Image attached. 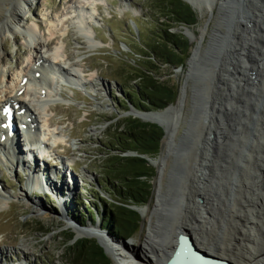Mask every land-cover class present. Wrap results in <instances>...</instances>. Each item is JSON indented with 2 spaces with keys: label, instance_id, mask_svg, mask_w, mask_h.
Wrapping results in <instances>:
<instances>
[{
  "label": "rangeland",
  "instance_id": "374dc122",
  "mask_svg": "<svg viewBox=\"0 0 264 264\" xmlns=\"http://www.w3.org/2000/svg\"><path fill=\"white\" fill-rule=\"evenodd\" d=\"M95 1L83 5L87 16L90 15L84 21L86 35L81 31V14L77 15L75 10L81 9V0H32L30 11L24 8L20 26L15 24L14 30L0 32L3 40L0 44L3 59L0 58V70L7 73L0 90L5 91L6 85L16 81L21 69L34 56L33 46L36 45L45 56L44 60L38 61H41L36 65L38 69H41V64L52 62L53 66L62 65L67 74L76 72L82 80L80 83L67 79L64 72L48 76L41 71L37 75L45 79V84L51 83L50 100L47 97L43 101L54 103L45 113L49 112L54 129L60 131L68 143L51 146L50 139L49 149H53L59 158L49 161L47 157L44 159L37 155L40 159L36 169L47 166L53 171L55 168L50 164L59 166L61 159L68 164L66 160L72 157L73 163L65 166L66 174L72 175L68 181L72 187L66 183L60 185L68 186L70 190L76 186L72 193L74 198L70 203L67 193H58L54 189L51 191L56 198L49 192L43 193V189L38 188L37 192L36 185L26 174L28 169L0 160V187L7 192L8 198L7 205L0 209V264H26V260L29 264H68L64 254L65 243L81 237L96 239L77 236V229L94 227L100 233L105 232V229L99 231L98 225L103 223L114 195L104 182V169L99 165L105 155L101 143L120 125L121 119L132 116L124 114L128 103L121 102L128 86L127 79L121 85L120 79L123 78L117 75L122 71L125 73L128 64L135 65L134 61L140 57L137 46H142L138 44V31L133 29V19L137 18L140 27L147 32L152 13L148 11L146 0ZM200 1V16L191 7L197 16L195 24L170 28L171 32L181 34L189 43L184 64H159L154 73L159 81L177 87V94L170 103L172 107L184 92L177 119L175 113L171 114V106L164 111L156 109L159 112L168 110L176 126L160 188L161 198L164 190L166 196L164 194L160 209L151 214L155 234L148 246L150 250L157 243L167 246L175 231L187 227L185 230L190 231L194 243L201 249L242 264H264V13H261L264 0H216L212 11L209 5L213 0ZM232 2L236 3L234 9ZM186 27L193 32L192 42L184 32ZM205 27L207 32L202 37L199 30ZM228 27L230 30L227 31ZM26 28H32L33 32L31 29L26 34ZM209 41L211 49L207 53L206 64L194 71L188 70V60L194 48L201 44L198 60ZM217 50L220 57H214L212 66V54ZM53 55H58V58L52 59ZM133 82L129 83L131 88L134 87ZM191 85L195 91L209 90L205 101L197 99L192 102ZM13 93L15 91L9 94ZM59 98L65 101L60 102ZM201 105L208 108L210 115L207 119L202 117ZM30 108L36 117L37 111L33 106ZM16 126L18 129L21 126L18 120ZM185 127L193 129L199 142H203L199 150H194L196 138L192 139L193 135L176 142ZM207 127L211 128L212 137L208 136L210 130ZM161 141L163 144L164 137ZM204 143L207 144L205 148ZM177 144L183 149L184 158H179ZM16 148L19 152V145ZM0 149L1 157L13 153L8 144ZM161 150L162 145L159 155L150 158L157 159ZM195 154L206 159L202 165L207 163V178H198L196 171L189 168L188 161ZM26 158L29 160L30 155H21L24 163L20 165L26 167ZM149 165L155 174L150 179L151 193L146 203H149L158 181L156 166ZM36 200L41 203L37 205ZM56 200L61 204L62 212ZM195 200L211 211L209 214L206 212L208 217L203 224L199 208L194 207L197 206ZM245 215H248L246 219ZM139 216V228L130 238L109 236L132 243L126 251L121 250L122 264L139 263L140 248L148 228V221L140 213ZM193 218L198 220L195 226V221L190 222ZM67 235L73 237L70 242H66Z\"/></svg>",
  "mask_w": 264,
  "mask_h": 264
},
{
  "label": "trees",
  "instance_id": "16d2710c",
  "mask_svg": "<svg viewBox=\"0 0 264 264\" xmlns=\"http://www.w3.org/2000/svg\"><path fill=\"white\" fill-rule=\"evenodd\" d=\"M146 2L148 11L152 13L147 32L140 27L137 18L133 19L138 31L137 41L142 46H137L140 57L134 61L135 65L128 64L125 73L122 71L117 75L123 78L120 79L121 85L126 79L128 84L121 102L143 111L163 109L174 100L177 87L159 81L154 73L159 64H184L189 43L181 34L171 32L170 28L180 24L190 26L197 21L195 11L182 0ZM132 81L135 82L131 88L129 83ZM118 124L101 143L105 155L99 165L104 169V182L114 196L100 226L117 238L128 239L138 230L140 223L139 213L130 206L145 204L151 193L150 179L155 170L146 157L153 158L158 154L163 129L156 123L132 116L124 117ZM128 151H134L136 155H126ZM91 214L93 216L94 213ZM72 238V235H67L66 242ZM64 245L68 264H113L96 239L81 237Z\"/></svg>",
  "mask_w": 264,
  "mask_h": 264
},
{
  "label": "bare ground",
  "instance_id": "6f19581e",
  "mask_svg": "<svg viewBox=\"0 0 264 264\" xmlns=\"http://www.w3.org/2000/svg\"><path fill=\"white\" fill-rule=\"evenodd\" d=\"M184 1L187 2L188 4H190V6L194 10H196L198 12V15L200 16V14H201L200 13V10H201V1L200 0H184ZM256 1L257 0H255V2ZM95 2H96L95 0H81V9L80 8L75 9L77 12V15L81 14V31H82V33H84V35H86L85 32L87 31V28L84 25V21L90 15L87 16V10H85L83 5L85 3L91 4V3H95ZM215 2H216V0H213L212 5L211 6L209 5V9L211 11L213 10L212 8H213V5H215ZM248 2H250V1H248ZM31 3H32V0H0V32L3 31L4 29L7 31L14 30L15 24L20 26V23L23 19L24 8H26L27 11L29 12L31 9ZM235 5H236L235 2L231 3V6L233 9L236 8ZM261 13H264V11L262 10ZM17 25H16V27H17ZM78 26H80V25H78ZM35 28H36V24H35ZM31 29L32 28L27 29L26 34H29L31 32ZM199 31L203 37L205 35V33L207 32V28L205 27L204 29H201ZM32 32H33V29H32ZM184 32L190 38L191 42L194 41L193 32H191L190 28L186 27L184 29ZM1 43H3V40L0 37V44ZM36 46H33V50L35 51L34 56L32 57L31 60H29L27 65L23 69H21V71L19 70L20 72L16 76V81L11 83V84L9 83V85H6L5 91L3 89L0 90L1 92L5 93V94H2L0 92V137L2 134H6L5 140L0 138V148L1 147L5 148V146L7 145V143L9 141L13 142V139H15L14 137H9L10 135L8 134V131H7V125H4V128H3V124L6 123L5 122V114L6 113H4L2 115L1 110H3V107L5 105H9V106L13 105V106H17L18 108L23 109L22 113L16 114V116H15V118L21 124V126L19 128L20 130L17 127L15 130L17 131L18 137L21 134L22 138L24 140V142L20 143L19 139L17 140V138H16V142L17 141L18 142L15 144V147H17L18 143L21 144V148H19L20 151L17 152V148L16 149L14 148L13 153H10V154L7 153V155L4 154V157L3 156L1 157V155H0V160L7 161L8 163L11 164V166H14V165L16 167L21 166V168H23V169L24 168L27 169L26 168L27 166L25 167L24 164H23V166L20 165V164L24 163L22 161L23 159H21V155L22 156L32 155L33 160L34 161L36 160L35 163L38 162L39 157H41V158L47 157V159H49V161L50 160H56V158H59V156H56L53 153V149H51V150L49 149L50 145H48V141L50 139H52L51 146H53V145L59 146V143H65V144L68 143V139L66 137H62L60 131H57L54 129V124H53L51 118L49 117V112L45 113V111L50 107L49 105L51 103L52 104L54 103L52 101H43V100H46L47 97H48V99L50 98L49 95H51V92H52L51 86H50L51 83H49V81H48V83L45 84L44 78L37 77L38 73H40L41 71H45L48 76H50V74H62L63 72L65 73V71L63 70L64 67L62 65L61 66L63 68L61 66H53V63L49 62L46 64H41L40 65L41 69H38L36 65H38V63L40 64L42 59L43 60L45 59L44 58L45 56L41 53V49L39 47L37 48ZM41 46H43V44ZM200 50H201V44L194 48V50L191 54V57L189 58L188 70L191 71L193 69L195 63H197V57H198ZM0 58L2 59L1 56H0ZM57 58H58V55L52 56V59L56 60ZM39 60H41V61L38 62ZM45 61H47V60H45ZM56 63H59V62H56ZM65 74H66L67 79L72 78V79H75L77 82L82 83V80H80V78H78L76 72L75 73L72 72L70 74L65 73ZM5 77H7V73H5L3 70H0V84L5 80ZM3 78H4V80H3ZM11 80H13V78ZM72 87H76V86H72ZM11 91H15V93L10 95L9 93ZM183 92H184V90H183ZM182 93H181V95H182ZM181 95L179 96V99L177 101L176 106H173L170 108L171 114L175 113V119L178 118V112L180 111L179 110L180 105L183 102V97ZM43 96L45 98L40 99V97H43ZM59 101L63 102V101H65V99H60ZM28 105L30 107L33 106L34 110L37 111L36 117L32 113L33 110ZM201 112L203 114L202 117L204 119H207V115L208 116L210 115V113L208 112V108L205 105H201ZM134 114L136 117H140L144 120L157 121L165 129L164 142H163V144H161L162 145L161 154L155 160H153L152 158L150 159L151 163L153 162L152 165L154 164L157 168V171H158V176H157L158 181H157L156 189H154L149 203H146L145 205L137 206L135 208L139 211V213L141 214L143 219L148 221V223H147L148 228H147V232L145 234V241H144L142 247L140 248V253H139L140 260H139L138 264H165L169 254L172 252V250L176 244L177 234L181 233V232H187V233L190 232V231L188 232L187 230H185L187 227L184 226L185 229H183V230L178 229L179 231L174 232V235L172 236V239L170 241H168L167 246L165 244L157 243V244L153 245L152 250H150V248L148 246L150 240L154 237V234H155L154 228L151 225V223L155 224L153 219H152L151 214H153L155 211H158L160 209L162 202H163L162 198H165V196H166L165 190H164L163 191V197L161 198V189L160 188L162 185L163 173L165 172V167H166V163H167V156L169 155V152H170L169 149H171L173 146V145L171 146V143L173 141L172 140L173 131H174L175 126H176L174 123L175 119L173 120V116H169L168 110L166 112H159V111H157V112L151 111V112H145V113L135 112ZM206 129L210 130L208 133V136H209V134L212 132V130L210 127H207ZM256 132L258 133L259 131L257 130ZM202 143L203 142H199V138H196L193 142V145L195 146L194 150H199L201 148ZM205 143L208 144L207 141ZM205 143L203 145V148H205L207 145V144L205 145ZM42 144H44L47 149L43 148V146H41ZM28 145H30V146H28ZM27 147H29V148H27ZM35 148L39 149L37 151V155H39L38 158L36 157V155L34 153V150H36ZM197 156L198 155L195 154V157L193 156L191 159H189V161H188L190 164L189 168H192V170L196 171V174L199 175V177L197 176L198 178H203V177L207 178L208 173L205 172V170H206L205 166H207V163H206V165L205 164L202 165V163L206 159L198 158ZM70 158H68L66 160L68 162V164H65L64 162H62L63 159H61L59 166H57L56 163L50 164V165H52V167L55 168L53 171H51L52 169H49L47 166H42V168H37V169H36V166L33 167L32 174H34L35 176L32 175L31 177L30 176L29 177L32 179V184L36 185L37 192H38V188H39L40 190L43 189L42 190L43 193L49 192L52 196H54L55 194H54V192L51 191V189H54V191H56L58 193L61 192L62 194H65V195L67 193V197L70 198L69 202L71 203L72 199L74 198V196H73L74 194H72V193L74 192V189L76 186L71 188V190L69 189V187H72V185L69 186L68 181H71L72 175L66 174L67 171H66L65 166L73 163V158L72 157H70ZM25 162H27V158H26ZM188 162H186V163H188ZM37 165H38V163H37ZM28 173H29V171H27L26 174H28ZM62 183H66L69 187L68 186L65 187V186L60 185ZM73 183L76 185L77 182L74 180ZM70 184H72V183H70ZM199 185H201V184H199ZM62 188H63V191L61 190ZM6 193L7 192L4 191L0 187V209L2 208L3 205L8 203V198H7ZM71 194H72V197H71ZM164 194H165V196H164ZM54 198H56V197L54 196ZM59 198L61 199V197H59ZM56 202H57V205L59 206V210L61 211V204L59 203L58 200H56ZM195 202H197V206H194V207L197 209L199 208L198 213H199V216H201L200 222H201V224H203L205 219H207V217H208L207 213L209 214L210 209L205 208V205H203V204L200 205L197 200H195ZM35 203H37V205H39L41 202L39 200H36ZM66 205H68V203ZM248 215H250V214H248ZM248 215H245L244 219H246ZM193 219L194 220H192V221L189 220V221L190 222L195 221L194 222L195 223L194 226H195L198 223V220L196 218H193ZM186 221L188 222V220H186ZM66 223L71 224L69 222H66ZM73 225L74 224H72V226ZM99 226L100 225H98V228H99ZM87 227H90V226H87ZM76 231H77V233H76L77 236L85 235V236L96 238L101 243V245L104 247L107 255L110 257V259L113 261L114 264H122L121 258H123V256H122L123 254H121L122 253L121 250L126 251V249H128L132 245V243H130V242H123L122 240L112 239V238H110L111 236L110 237H109V235L107 236L105 234V232L104 233L98 232L97 229L94 227H91L88 229H84V228L82 229L81 228V230L77 229ZM99 231H102V230H99ZM25 263L29 264L27 260Z\"/></svg>",
  "mask_w": 264,
  "mask_h": 264
},
{
  "label": "water",
  "instance_id": "95a60500",
  "mask_svg": "<svg viewBox=\"0 0 264 264\" xmlns=\"http://www.w3.org/2000/svg\"><path fill=\"white\" fill-rule=\"evenodd\" d=\"M133 29H134V31L137 30L135 25L133 26ZM228 30H230V27L227 28V31ZM209 45H210V41L205 46L204 52L202 51V54H201L202 57L197 60V63H195V65L193 67V71L196 68H198L200 65H202V64L205 65L206 64V56H207V53H209V50L211 49ZM212 57L213 58L211 60V65L213 66L215 64V58L220 57L219 51L218 50L215 51V53L212 54ZM188 64H189V62H188ZM193 71H192V75L191 76H193ZM190 82H192V77H190ZM189 92L191 94L190 99L192 100V102H193V100H197V99H200L201 101H205L206 98H207V95L209 93V90L208 91L204 90L203 92H199L198 90L195 91L192 88V85H191L189 87ZM170 106L172 107V105L169 103L161 111L166 110ZM151 111H157V110L143 111V110H139V109L135 108L132 104L128 103V110L125 111L124 114L125 115L130 114V115L136 117L135 114H134L135 112H137V113H145V112H151ZM137 118H139L142 121H149V122L156 123L157 125H159L163 129V136H162L161 140L163 139V137L165 135V129L161 126V124L159 122L152 121V120H144V119H142L140 117H137ZM187 135H193L192 139L196 138L195 131L193 129H191L190 127H185V128H183L182 134H180V136L177 138L176 142L177 143L181 142V140L183 138H185ZM210 136L212 137V134H210ZM161 144H162V141L160 142V145ZM176 147H177V151H178L177 153H178L179 158H184L183 157L184 156L183 149H181V147L178 146V144H177ZM125 154L126 155H136V152L128 151ZM146 159H147L148 163L152 164L151 161H150V159H151L150 157H146ZM130 207L135 209L134 206H130ZM99 228L101 230H104L100 226H99ZM104 231L106 232L107 235L112 236V235H110V233L107 232V230H104ZM97 242L101 245V243L98 240H97ZM103 249H104V247H103ZM104 251H105V249H104ZM105 253H106V251H105ZM165 264H242V263H239V262H237L235 260H232V259H230V258H228L226 256H222V255H219V254H216V253H213V252H210V251H207V250L199 248L194 243V241H193V239H192V237H191V235L189 233L181 232V233L177 234V236H176V244H175L172 252L169 254Z\"/></svg>",
  "mask_w": 264,
  "mask_h": 264
}]
</instances>
